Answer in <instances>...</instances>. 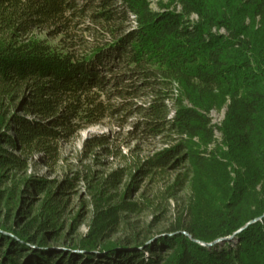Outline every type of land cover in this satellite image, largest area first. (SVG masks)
<instances>
[{"label":"trees","instance_id":"obj_1","mask_svg":"<svg viewBox=\"0 0 264 264\" xmlns=\"http://www.w3.org/2000/svg\"><path fill=\"white\" fill-rule=\"evenodd\" d=\"M88 10L108 38L78 49L72 27ZM256 18L259 30L253 28ZM84 30L94 31L89 25ZM37 31L61 34L60 44H49ZM102 95L120 97L116 109L139 114L140 138H179L150 158L142 173L165 169L184 153L193 182L203 179L219 195L208 198L196 183L201 193L187 204L186 223L156 245L167 250L165 257L152 253L145 264H264V0H87L82 6L77 0H0V127H6L0 143L8 147L0 146V182L4 171L21 169L32 153L54 159L61 140L115 111ZM223 99L224 120L213 124L208 110ZM168 101L174 105L170 117ZM13 105L18 114L6 120ZM215 132L228 148L218 152L227 162L193 140L210 144ZM244 161L248 173L237 171L231 179L228 166ZM122 176V170L112 172L104 183L115 186ZM259 183L262 197L251 190ZM26 185L39 190L47 183L30 179ZM61 189L56 197L45 190L42 227L54 226ZM5 197L0 190V201ZM134 208L123 199L97 209L80 242L84 254L36 249L24 264H143L136 249L126 253L114 242H97L120 210ZM1 229L14 237L1 235L6 248H0V264H20L27 243L38 237L42 247L46 238L44 228L32 234V226ZM95 249L103 256L95 259Z\"/></svg>","mask_w":264,"mask_h":264},{"label":"rangeland","instance_id":"obj_2","mask_svg":"<svg viewBox=\"0 0 264 264\" xmlns=\"http://www.w3.org/2000/svg\"><path fill=\"white\" fill-rule=\"evenodd\" d=\"M77 1L82 6L87 0ZM79 19V23L72 27L74 31L71 38L78 49L90 48L99 44L104 37L108 38L101 33L103 30L101 24L93 22L89 17V10ZM244 22L250 23L251 20L245 18ZM252 22L255 30L263 28L259 19L256 18ZM85 25L93 26L94 31L89 33L84 30ZM130 25H134V22L131 21ZM36 35L46 39L51 45L60 44L62 36L59 34L50 37L44 31H37ZM177 94L178 86L175 84L174 95ZM102 99L110 108H115V111L108 113L99 123L84 126L68 139L61 140L54 159H47L41 153H32L26 157L25 166L21 169L3 172L0 190H5L7 197L0 201V238L1 235L14 237L10 231L1 229L3 225H13L16 230L32 226L31 234L44 228L41 233L46 236L42 247L38 245V237L27 243L20 264H24L32 257L36 249L55 253L84 254L80 242L91 229L97 209H109L123 199L134 203V210H120L113 228L108 231L106 237L100 238L97 242L99 244L114 242L117 251L126 253L136 249L142 253V260L145 261L143 264L153 257L152 253L155 252L163 258L167 250L159 249L160 245L156 249V245L160 244V239L173 236L178 225L186 223L187 204L197 192L201 193L197 185L203 186L204 195H208V198L219 197L214 187L208 186L203 179H199L197 185L195 181L193 182L194 171L189 160L182 158L184 153L179 155V159L171 160L172 163L165 169H156L149 174L142 173L150 158L176 144L179 138L173 135L140 138L135 127L139 114L131 110L126 111V108L116 109L120 97L110 95L107 99L102 95ZM136 100L143 101L140 98L134 101ZM227 102L228 99H223L220 103L210 106L208 115L213 124H222ZM166 104V115L170 117L174 105L169 101ZM14 114H18L15 105L8 106L6 120ZM3 132H6L4 125L0 127V133ZM105 139L108 145L101 147L100 142ZM193 140L199 148L208 152L212 150L218 160L226 161L218 153L228 150L219 132L214 133L213 142L207 145L200 143L197 138ZM0 146L8 148L2 143ZM202 154L210 155L205 152ZM232 163L227 168L231 179L237 176V171L241 176L248 173L246 162L242 163L243 165ZM118 170H122L123 174L120 181L115 186L105 184L104 180L109 174ZM30 179H43L47 186L39 190H35L34 187L28 189L26 183ZM232 184L233 182L230 185ZM60 187L64 193L57 197L54 226L42 227L43 215L40 206L45 190L50 189L56 197L58 195L56 191ZM251 190L259 196L257 192L261 191V183L256 184ZM0 244L1 251H4L6 248L4 239ZM96 248H99L98 245ZM93 255L96 259L103 256V252L99 253V250L95 249Z\"/></svg>","mask_w":264,"mask_h":264},{"label":"water","instance_id":"obj_3","mask_svg":"<svg viewBox=\"0 0 264 264\" xmlns=\"http://www.w3.org/2000/svg\"><path fill=\"white\" fill-rule=\"evenodd\" d=\"M183 233L187 234L186 232H183ZM190 238L193 239L192 237H190Z\"/></svg>","mask_w":264,"mask_h":264}]
</instances>
